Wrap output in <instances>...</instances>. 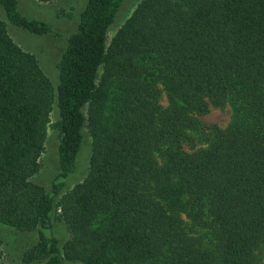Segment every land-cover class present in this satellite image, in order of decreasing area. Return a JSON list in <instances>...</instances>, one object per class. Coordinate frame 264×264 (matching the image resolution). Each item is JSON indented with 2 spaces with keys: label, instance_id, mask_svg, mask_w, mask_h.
Masks as SVG:
<instances>
[{
  "label": "trees",
  "instance_id": "16d2710c",
  "mask_svg": "<svg viewBox=\"0 0 264 264\" xmlns=\"http://www.w3.org/2000/svg\"><path fill=\"white\" fill-rule=\"evenodd\" d=\"M126 1H86L55 90L0 20V224L33 234L25 264H263L264 0H141L108 42ZM54 105L45 189L32 179ZM225 107L226 127L201 122Z\"/></svg>",
  "mask_w": 264,
  "mask_h": 264
},
{
  "label": "rangeland",
  "instance_id": "374dc122",
  "mask_svg": "<svg viewBox=\"0 0 264 264\" xmlns=\"http://www.w3.org/2000/svg\"><path fill=\"white\" fill-rule=\"evenodd\" d=\"M86 1L54 0L49 3H41L36 0H18L19 10L24 16L47 23L51 26L53 32L46 36L32 35L11 25L0 6V20L4 22L8 35L22 50L35 56L41 70L49 79L54 90L58 83L56 63L66 46L67 38L76 31L79 13L83 9ZM140 1L127 0L124 3L115 22L108 31V42L132 14ZM161 103L165 105V100L162 99ZM230 119L231 111L229 107L223 109L212 108L207 115L200 118L203 124L220 128L226 127ZM56 120L57 110L54 105L49 116L50 122L47 126L44 151L39 158V171L32 179L33 182L41 185L45 189L49 188L50 181L55 174L58 136L53 125ZM89 155L90 139L86 135L84 148L79 159V172L76 177L73 176L74 178L72 177L68 181V190L85 178L88 170ZM61 232H64L63 229H61ZM32 235L19 233L0 224V263L25 264L22 261V257L34 245V237ZM262 256V262L264 264V248Z\"/></svg>",
  "mask_w": 264,
  "mask_h": 264
}]
</instances>
